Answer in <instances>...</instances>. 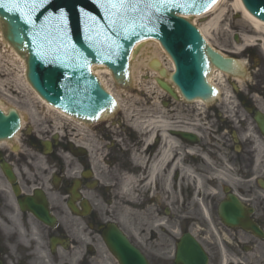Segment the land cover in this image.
<instances>
[{
  "label": "flooded vegetation",
  "instance_id": "flooded-vegetation-1",
  "mask_svg": "<svg viewBox=\"0 0 264 264\" xmlns=\"http://www.w3.org/2000/svg\"><path fill=\"white\" fill-rule=\"evenodd\" d=\"M158 86L154 81L147 95L149 113L139 109L131 124L112 116L68 128L60 136L26 132L22 141L28 149L0 144V221L13 231L0 223V264H119L104 239L111 226L149 264H176L178 244L187 234L200 250L191 249L183 264H203L204 256L206 264H253L240 258L256 254L260 244L264 252V237L227 226L219 212L221 200L232 192L252 210L248 218L264 233V135L248 113L259 108L249 98L252 90L233 87V118L216 112V100L208 106L217 117L212 143L204 147L201 106L187 109L193 102ZM260 93L263 101V83ZM182 133L193 134L192 141ZM212 146L217 166L207 177L211 193L205 197L216 207L204 209L203 216L188 215L176 233L168 227L180 218H173L169 208L185 202L187 187L202 185L205 172L197 165L204 152L210 156ZM187 169L195 177L189 183ZM149 205L164 221L156 230L144 229L140 242L137 212L143 207L146 216ZM33 210L54 222L42 221ZM193 225H201L199 233ZM171 249L168 257L163 254ZM260 258L264 264V254Z\"/></svg>",
  "mask_w": 264,
  "mask_h": 264
},
{
  "label": "water",
  "instance_id": "water-1",
  "mask_svg": "<svg viewBox=\"0 0 264 264\" xmlns=\"http://www.w3.org/2000/svg\"><path fill=\"white\" fill-rule=\"evenodd\" d=\"M221 1L49 0L31 11L32 23H26L31 0H18L17 11L0 8V23L7 41L19 53L26 54L27 78L39 94L68 114L92 120L103 112H111L115 101L91 70L94 72L105 64L114 79L123 85L128 59L131 57L130 65L134 63L140 45L137 41L145 38L158 39L172 57L176 70L171 79L183 96L188 100H210L216 92L210 64L231 74L237 72L238 66L234 59L208 45L201 28L196 25L208 44L199 30L181 15L201 14L209 9L205 13L208 14ZM241 1L251 14L264 21V0ZM60 10L65 12L63 18L59 17ZM208 73L212 85L207 80ZM160 84L174 96L168 85ZM1 109L0 139H9L20 128V116L15 109L8 113ZM255 120L264 133V114L257 113ZM220 206L221 214L233 212V218L224 217L227 223H240L243 209L236 198L231 196ZM107 241L121 264H147L120 231H110ZM185 248L188 246L184 243L179 245L178 263L183 261Z\"/></svg>",
  "mask_w": 264,
  "mask_h": 264
},
{
  "label": "rangeland",
  "instance_id": "rangeland-1",
  "mask_svg": "<svg viewBox=\"0 0 264 264\" xmlns=\"http://www.w3.org/2000/svg\"><path fill=\"white\" fill-rule=\"evenodd\" d=\"M223 2L224 3L221 4L219 9H217L215 12H211L212 14L210 13L203 17L194 16L191 18V20L201 28L206 23L211 21V19L216 14H218L222 8L229 7V9H227L225 12V21L222 23V26H220V29L212 30L207 36L210 39L212 45L217 50L222 51V53L225 55L237 58L241 63L240 65L242 73L238 76L228 77V75L223 73V77L221 78L215 72L213 73V83L219 86L221 90V93H219L220 95L216 100L218 103L215 105L216 112L220 111L223 116L226 114V116L229 118H233L236 113L235 108H237V104L235 102H230V100L234 99L232 94L233 85L241 88L243 90L242 92L244 93L248 92L249 89L252 90V92H250V100L257 103L260 109H264V100L262 101V93H260V90L262 91V83L264 84V67L262 69V64L264 66V41L255 40V42H253L255 38L260 36L258 35L259 32L256 33L255 31H252L254 26L252 22H250L249 19L244 16L242 11L239 9H234L233 3L235 0H225ZM4 34L5 29L3 25L0 24V105H2L5 110H8L9 108H16L24 116L21 131L16 134L17 136L10 140L8 144L13 147L22 145V148L26 149L27 145L23 144L22 140H24L27 131H33L36 134L45 136V134H50L57 131L63 132V129H66L67 127L69 129H71L72 126L76 127V119H74L72 122L70 118L67 119L57 112L53 110L51 111L48 107L41 103L40 99H38L36 96V92L26 80L24 70L26 56L18 53L11 44L7 43ZM251 36H254L252 43H247L248 41L246 39H250L248 37ZM138 55H140V53L137 54V65L139 63L137 60L140 58ZM166 55V52H161L158 57H160L162 60V66L168 69V74L171 73L172 70L169 62L171 59ZM135 70L136 74L130 83H127V86H120L113 79H111L109 74L104 76V74L101 73L100 75L104 85H106V87L112 91L119 103L117 110L113 114L114 120L123 119V121L128 124L132 123L134 120V115L139 111V109H141L140 112L142 111V113H149L148 110L152 105L148 102L147 95L152 94V87L154 85L153 78L156 76V74L150 70H146V68L144 69L139 65ZM228 102L230 104H227ZM194 105L201 106L203 118V146L205 147L209 141L212 143V130L216 125L214 118L217 114H214L212 109L208 108L209 105L207 106L203 103L202 105L197 103L189 104L186 105V107L187 109H190V107L194 108ZM242 112L244 113V110H242ZM77 122L79 121L77 120ZM206 154L207 153L205 152L203 153L202 161L198 162L197 165V170L205 172L206 175L202 176V185H192L193 187L191 188L187 187L188 189L184 197L185 202L176 205L171 204L169 208L173 212V215L176 214V216L173 218H180V223L175 220L177 222L174 223V227H168V229L175 230L176 233L179 232L182 226L186 225L183 222L186 221L184 218H187L188 215L190 216L195 214L197 217L203 216L204 209L207 208L211 210V208L216 207L215 204L211 203L210 200L205 197L208 196L209 192L211 193L210 188H208L206 185V181L208 180L207 177L211 174L213 175L215 167L217 166L213 146L211 147V152L209 153L210 156H207ZM262 161H264V155H262ZM194 179L195 177H193V172H190L187 176L188 183L189 181H194ZM201 196L204 198L202 199ZM142 199V196L138 199V206L142 205ZM155 205L148 206L146 216L141 210L143 207L138 209L137 217L139 221V241L144 237V234H142L144 229L156 230V228H158L160 219L156 213ZM173 218L169 217L168 219L172 220ZM0 223L1 225L3 224L1 221ZM200 226L201 225H193V231L199 233L201 229ZM4 228L13 232L9 226ZM159 235H161V233H159ZM19 238L22 237L19 236L18 239ZM259 246L260 247L257 249L256 254H245L243 255L244 257L240 259L245 262L253 261V264H260V257L263 258L264 252L261 251L262 244ZM170 252L172 253V249L171 251L165 250L163 254L167 255L168 257ZM102 253H104V251H102ZM257 255L260 257H257Z\"/></svg>",
  "mask_w": 264,
  "mask_h": 264
},
{
  "label": "bare ground",
  "instance_id": "bare-ground-1",
  "mask_svg": "<svg viewBox=\"0 0 264 264\" xmlns=\"http://www.w3.org/2000/svg\"><path fill=\"white\" fill-rule=\"evenodd\" d=\"M223 1H225V0H222L221 1V4L224 3ZM221 4L219 6H217L215 9H213L211 12H215L217 9H219L221 7ZM233 7H234V9H239L240 11H242L243 14H244V16L247 19H249L250 22H252V24L254 25L252 31H255L256 33L259 32L258 35H260V36L257 37V38H255L254 40H253L254 36L248 37L250 39H246L248 41L247 43H249V42L252 43V40H253V42H255V40L264 41V33H263L264 32V22L261 21V20H259V19H256L254 16H252L248 12V10H246V7L244 6V4H243V2L241 0H235V2L233 3ZM227 9H229V7L222 8V10L211 19V21H209L208 23H206L204 26L201 27V30H202L203 34L205 35L207 41L209 42V44L211 46H213V45H212V43H211V41H210V39L208 38L207 35L212 30H218V29H220V26H222V23L225 21V16H226V13L225 12L227 11ZM211 12H209L208 14H210ZM208 14H201V15H198L197 17H203V16H206ZM192 17H194V16L193 15H188L187 18L190 19ZM161 52L162 53H165L164 52V48L160 45V42L158 40H152V41H148L147 40V41L140 42V45H139V48H138V51H137V54L140 53V55H138V56H140V58L137 60V62L139 61L138 65L141 66L142 68H144V69L146 68V70L148 69L151 72H153L154 74H156V76H154L155 78L152 77L153 80L158 79L160 77V73H162V72H164L163 75H165L166 78L169 79V76H170L169 73L167 74L168 69H166V68H164L162 66L163 65L162 64V60H161L160 57H158ZM220 52H222V51H220ZM166 56L168 58H170V56H168V55H166ZM136 58H137V55H136ZM136 58H135L134 63L131 64L130 67H129V70H130V81L135 76V74H136V70L135 69H137V67H138V65L136 63ZM169 62H170V67L173 70L174 69V65H173L174 62H173L172 59ZM26 69H27L26 63H24L25 73H26ZM94 72L100 78V80L102 81L103 84H104V82L102 80V77L100 76L101 73L104 74V76H106L107 74H109L111 76L110 69L108 67L104 66V65H102L101 67H98V68L94 69ZM214 72L218 76H220L221 78L223 77V73L220 70L216 69V67L213 68V73ZM213 85L215 87H217L216 84L213 83ZM104 86L106 87V85H104ZM106 88H107L108 91H110L112 93V91L108 87H106ZM33 90H35V89L33 88ZM35 92H36V96L38 97V99H40L41 103H43L51 111L53 110V111L57 112L58 114L66 117L67 119L70 118V120H72V122H73L74 119H72L70 115H68L67 113L62 112L61 110L56 109L55 107L51 106L48 102L45 101L44 98H42L40 96V94L36 90H35ZM115 99H117V98H115ZM198 102L199 103H203L201 101H198ZM118 105H119V103H118ZM0 106H1V108H2L3 111H6L2 107V105H0ZM20 114H21V112H20ZM21 119H22L21 120V124H22L23 123V120H24V116L22 114H21ZM75 121L77 122V120H75ZM79 128H80V126H79ZM167 142H168V144H171V146H172L173 143H175L173 138H169L167 140ZM166 156L167 155L165 153H163L162 154V159H166ZM189 173L190 172L187 169L186 170L187 176H188ZM159 219H160V223H161L160 225H162L163 224V221H164V217H161Z\"/></svg>",
  "mask_w": 264,
  "mask_h": 264
},
{
  "label": "snow or ice",
  "instance_id": "snow-or-ice-1",
  "mask_svg": "<svg viewBox=\"0 0 264 264\" xmlns=\"http://www.w3.org/2000/svg\"><path fill=\"white\" fill-rule=\"evenodd\" d=\"M111 2V0H110ZM49 0H31V10L26 17V23H32L31 20V11H35L38 8L43 7L45 4H48ZM115 7V5H113ZM0 8H7L8 11H17L19 9L18 0H0ZM83 11V10H82ZM65 16L64 10H60L59 17L63 18ZM17 38H20V32H17Z\"/></svg>",
  "mask_w": 264,
  "mask_h": 264
}]
</instances>
